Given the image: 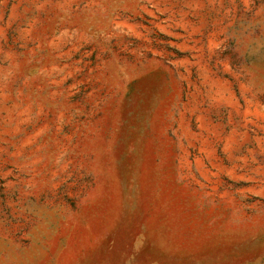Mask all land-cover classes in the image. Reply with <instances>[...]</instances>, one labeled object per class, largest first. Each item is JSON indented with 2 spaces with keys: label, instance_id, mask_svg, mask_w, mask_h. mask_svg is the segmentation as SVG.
Wrapping results in <instances>:
<instances>
[{
  "label": "rangeland",
  "instance_id": "374dc122",
  "mask_svg": "<svg viewBox=\"0 0 264 264\" xmlns=\"http://www.w3.org/2000/svg\"><path fill=\"white\" fill-rule=\"evenodd\" d=\"M0 264H264V0H0Z\"/></svg>",
  "mask_w": 264,
  "mask_h": 264
}]
</instances>
